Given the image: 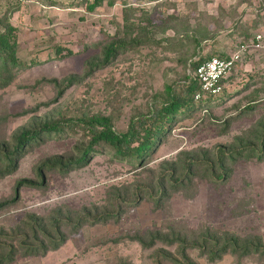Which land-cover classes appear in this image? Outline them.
Wrapping results in <instances>:
<instances>
[{
    "label": "rangeland",
    "instance_id": "374dc122",
    "mask_svg": "<svg viewBox=\"0 0 264 264\" xmlns=\"http://www.w3.org/2000/svg\"><path fill=\"white\" fill-rule=\"evenodd\" d=\"M0 17L16 29V57L26 63L0 70V149H11L45 120L101 114L125 130L164 84L183 81L191 62L264 31V0H102L92 11L83 0H0ZM124 17L138 25L125 31ZM121 37L137 42L105 62V46ZM56 46L73 52L57 55ZM223 90L176 117L141 167L96 153L66 173L45 167L38 175L43 161L76 156L80 139L64 133L24 145L0 176V264H264L255 251L211 260L202 241L216 231L264 246V156L255 154L264 52L243 55ZM218 147H239L243 157L182 169L186 179L172 185L170 166L186 157L214 162ZM55 218L58 228L48 222Z\"/></svg>",
    "mask_w": 264,
    "mask_h": 264
},
{
    "label": "trees",
    "instance_id": "16d2710c",
    "mask_svg": "<svg viewBox=\"0 0 264 264\" xmlns=\"http://www.w3.org/2000/svg\"><path fill=\"white\" fill-rule=\"evenodd\" d=\"M83 1L86 2V7L90 11L94 10L102 2V0ZM109 4H112V2H109ZM126 10H131V8H127ZM123 20V28L125 31H128L132 26L138 25V23L130 21L127 17H124ZM193 39L195 42L198 40L195 37ZM247 40L248 38H244L240 40V42H245ZM135 41L134 39L126 41L121 37L109 42L105 46V62H108L117 52L125 49L128 44L134 43ZM16 47V29L7 22L5 18L0 17V70H2V72L5 71V68L9 65L17 66V68L26 65V63L24 64V62L17 59ZM72 52V50L63 49L59 46L55 47V53L57 55L66 56L72 54ZM213 55H218L220 57L228 56L226 53L210 54L191 62L189 64V73L184 75L183 81L164 84L163 91L153 96L154 100L148 103L147 110L137 113L130 118L125 130L121 131L115 129L110 117L101 114H83L78 117L45 120L42 125L22 130L14 138L15 142L11 149H0L3 150L0 154V163L3 164V169L0 170V176L14 170L16 167L14 160L17 158V155L24 145L33 140H39L43 136L51 137L64 133L66 136L79 138V143L82 148L76 151V156L74 157L66 159L63 157H55L43 161L37 167L38 175H42L41 169L45 167L58 169L60 172L66 173L69 169L84 164L87 162L88 158L96 153H107L114 160L128 162L139 167L143 166L155 146L161 142L163 136L170 130L176 117L191 113L193 110L200 107V102L209 105L226 96L223 90L218 95H204L198 100L195 99V94L200 92V85L194 74L195 69L200 63ZM227 78L228 76L224 78L222 82L224 83ZM201 106L205 105L201 104ZM252 107L253 106L250 105L249 109ZM260 135L259 152L255 153V145L253 142L252 145H250L252 151L257 154L258 158L264 156V151L262 149L264 148V129L261 130ZM215 156L216 161L214 162H211L207 158L197 161L192 157H186L182 167L175 166V164L170 166L171 169L167 171L169 172L172 185H180L183 180L186 179V174L177 176L179 174L178 172L182 169L191 170V168L195 166H205L207 170H211L209 169L211 166L213 168H216V166L223 167V161L226 158L235 161L239 158L241 159L243 153L242 149L239 147L229 152L223 147H218ZM175 175L177 177H175ZM20 184L33 185L30 181H20ZM157 189L160 195H162L161 197H163L166 191L163 182L158 184ZM87 215H89V212L85 213V216L82 217L80 221L86 220ZM104 216L109 218L111 214H106ZM48 222L51 227L58 228L57 222L60 224L61 221L59 218H55ZM48 222L46 224H48ZM50 226H44L43 224L41 227L48 230ZM71 226L74 227L76 225L71 224ZM34 227L38 228L37 225ZM214 232L215 233H209L208 235L204 234L202 236V241L204 243L210 242L211 247L208 253L211 260L216 258L220 259L221 256L227 252L233 254L240 253L241 256L249 254L252 251L264 254V246L260 244V241H255L253 243L250 239L243 240L241 237L228 232ZM32 235V237H36L34 233H32ZM152 238L154 239L157 237ZM49 240L54 247L60 243V241H58L59 239L57 240L53 236L49 237ZM241 241L242 243H240ZM165 242L170 243L171 241L165 240ZM3 258L4 257H1L0 260L3 261Z\"/></svg>",
    "mask_w": 264,
    "mask_h": 264
},
{
    "label": "built area",
    "instance_id": "2783aa9c",
    "mask_svg": "<svg viewBox=\"0 0 264 264\" xmlns=\"http://www.w3.org/2000/svg\"><path fill=\"white\" fill-rule=\"evenodd\" d=\"M257 52H264V31H258L247 41L238 43L227 57L213 55L200 63L194 72L200 85V92L195 94V99L220 94L224 88L222 80L243 60V55Z\"/></svg>",
    "mask_w": 264,
    "mask_h": 264
}]
</instances>
